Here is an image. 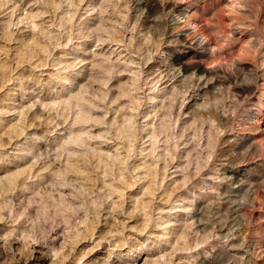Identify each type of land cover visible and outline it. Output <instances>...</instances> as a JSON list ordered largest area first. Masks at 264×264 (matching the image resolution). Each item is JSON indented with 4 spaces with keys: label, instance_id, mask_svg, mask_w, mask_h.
I'll list each match as a JSON object with an SVG mask.
<instances>
[{
    "label": "clouds",
    "instance_id": "1",
    "mask_svg": "<svg viewBox=\"0 0 264 264\" xmlns=\"http://www.w3.org/2000/svg\"><path fill=\"white\" fill-rule=\"evenodd\" d=\"M0 264H264V0H0Z\"/></svg>",
    "mask_w": 264,
    "mask_h": 264
}]
</instances>
